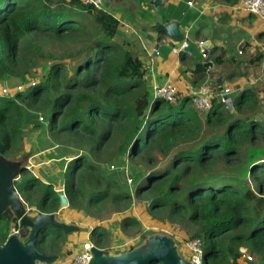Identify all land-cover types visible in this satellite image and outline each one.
Instances as JSON below:
<instances>
[{
    "label": "trees",
    "instance_id": "obj_1",
    "mask_svg": "<svg viewBox=\"0 0 264 264\" xmlns=\"http://www.w3.org/2000/svg\"><path fill=\"white\" fill-rule=\"evenodd\" d=\"M189 1L169 5L177 14H164L163 21L189 27L198 17L188 11ZM213 1L235 9L242 0ZM255 19L248 17L250 23ZM120 26L110 12L81 0H0V82L28 86L15 95L0 94V151L20 157L24 130H38L41 152L53 151L49 158L62 164L49 182L26 170L15 183L21 197L29 208L56 213L60 187L69 211L101 222L132 211L138 201L154 220L201 239L206 264H240L242 248L256 257L248 264H264L261 91L244 89L232 99L233 108L218 97L208 113L180 92L175 103L152 102L144 63L128 42L117 41ZM199 57L197 77L206 70V59ZM214 61L224 63L221 56ZM263 62L259 50L251 64ZM207 82L205 75L201 86ZM124 158L134 189L110 170L111 164H125ZM122 217L123 229L141 227L136 216ZM13 227L16 221L0 216V246ZM90 238L111 249L107 229L94 228ZM66 242L63 230L48 228L36 247L52 256Z\"/></svg>",
    "mask_w": 264,
    "mask_h": 264
},
{
    "label": "crops",
    "instance_id": "obj_2",
    "mask_svg": "<svg viewBox=\"0 0 264 264\" xmlns=\"http://www.w3.org/2000/svg\"><path fill=\"white\" fill-rule=\"evenodd\" d=\"M150 1H104V9L114 15L121 23V36L118 37L117 41L121 43H124V41L128 42L130 48L140 57L144 63L145 78L149 87L154 83L161 85L171 82L182 95L189 96L191 91L202 85L205 75L208 77V82H214L218 78H222L224 80L223 87L231 88L232 93L233 89H237L235 92L238 91L240 93L249 87L260 90V106L264 113V85L261 84L264 80V62L252 65L251 60L253 57L251 56L247 59L246 56L250 54V50H253V37L258 34L259 28L264 24H261L257 19L250 23L248 21L250 15L237 10V8L229 9L215 3L213 0H193L194 4L193 6H188V11L191 14H197L198 17L190 23L189 27H184L180 21H171L180 23L182 32L186 38L193 41L191 43L195 46V49H192L194 52L193 56L182 58V56L172 53L169 38L166 33L160 34L157 27L171 23L163 21L164 14H177L168 8L169 5L178 6L180 3H185L186 0H164V5L157 10L149 5ZM225 12L229 14L226 22L221 19ZM225 31H228L232 36L230 45L218 37V34L221 36ZM204 36L213 44V48L207 56H204L202 50L197 47V43ZM234 46L237 47L235 48ZM156 50L159 52L157 56L153 54ZM199 54H202L206 59L202 61V64L207 61L214 63V70H205L201 77H197L193 73L200 59ZM218 56H221L224 60L223 64L215 63L214 60ZM244 57H246V60ZM241 61H245L244 64ZM256 73H259L258 77H256ZM190 78H192V81H190ZM229 80L235 83L236 86ZM36 138H39L38 140L34 138L35 143L38 144V150L30 158V163L34 161V164L32 163L30 168L29 163V170L45 182H49L51 178H57L56 176L61 172L62 164L60 160L49 158L53 151L41 152V138L38 134ZM26 142L25 138V145ZM35 166L39 167L37 173L32 169ZM61 190L63 189L57 188V191ZM79 218L81 217L79 216ZM88 237L89 234L86 239ZM245 264L247 263L245 262Z\"/></svg>",
    "mask_w": 264,
    "mask_h": 264
},
{
    "label": "water",
    "instance_id": "obj_3",
    "mask_svg": "<svg viewBox=\"0 0 264 264\" xmlns=\"http://www.w3.org/2000/svg\"><path fill=\"white\" fill-rule=\"evenodd\" d=\"M149 5L157 10L164 5V0H151ZM157 29L166 33L171 47L186 39L180 28V23L177 21L159 25ZM218 37L228 45L232 41V36L228 31L223 32L221 36L218 34ZM197 47L202 50V54L207 56L213 48V44L204 36L197 43ZM203 66L206 70H214L213 62H203ZM223 83L222 78L209 82L211 87H215L221 92ZM31 156V153H28L22 157L11 159L0 151V216L9 223L16 221L19 227V234H10L5 244L0 246V264H57L61 256L45 255L37 250L36 241L40 234L48 228L61 229L66 236L81 232L80 226L68 223L59 217L61 211L69 208V201L64 190L57 191L60 200L59 209L58 212L51 214L31 210L21 197L15 183L21 179L26 170L30 169ZM177 249L178 246L173 236L164 232H154L149 235L144 234L139 246L125 252H114L95 246L91 251L90 264H151L154 261L163 264H192L181 260L177 255ZM204 262L206 264V257Z\"/></svg>",
    "mask_w": 264,
    "mask_h": 264
},
{
    "label": "rangeland",
    "instance_id": "obj_4",
    "mask_svg": "<svg viewBox=\"0 0 264 264\" xmlns=\"http://www.w3.org/2000/svg\"><path fill=\"white\" fill-rule=\"evenodd\" d=\"M105 8V6H104ZM227 12H225L226 14ZM260 31H258V34L255 35L252 39V42L254 44L253 50H250V54L246 55L247 59L248 57H255L258 54V51L260 50L261 52H264V25L259 28ZM263 35H260V33ZM246 57H244L245 59ZM246 60V59H245ZM66 62H70V60H67ZM243 62V61H241ZM245 62V61H244ZM243 62V64H244ZM263 65V64H262ZM242 66V65H241ZM37 76L42 75L41 69H38L35 73ZM71 74V73H70ZM259 76V73H256V77ZM39 81V79H36ZM190 81H192V78H190ZM231 81V80H229ZM233 85L236 86L235 83L231 81ZM19 84V81H9V82H0V90L2 89H14L17 87ZM264 85V80L262 83ZM230 85V84H229ZM262 85V86H263ZM264 87V86H263ZM237 89H233V93L231 94L232 99L237 97L240 93L237 91ZM239 90V89H238ZM48 117L50 116V113L47 115ZM46 120V119H45ZM25 137H26V145L23 144L22 148H26L23 154H21L20 157L24 156L25 154L31 153V155H34L36 151L38 150V144L35 143L34 138H36L37 134L39 136L40 132L38 130H31V129H25L24 130ZM57 150H62V147H60ZM71 152H74L71 150ZM58 153V152H57ZM49 156V155H48ZM14 159V158H11ZM123 163H127L128 160L126 158L122 159ZM32 163L34 164V161H31L30 163V168L32 166ZM116 165L117 167L121 166L122 163H114L111 164ZM34 172H38L39 167L35 166L32 168ZM131 169V168H130ZM117 172L118 176L120 175L122 179L124 180L123 175L121 174L120 171H115ZM21 180V179H20ZM131 189H134L133 186ZM145 204V203H143ZM144 206L139 205L138 201L134 202V208L130 212H126L125 214H114L112 213L109 217L101 221H95L93 219L86 218V217H81L72 212L69 211L68 209H65L60 212L59 217L63 220H65L68 223H75L81 228L80 233H72L70 236H67V242L61 247L62 252H61V259L57 264H71L72 259L74 258L75 255L80 253L83 250V243L87 241L86 236L94 230L96 227H103L109 231V247L111 248L110 250L114 252H125L129 251L130 249L139 246L142 242V236L144 234H150L154 232H164L167 233L171 236H174L177 240L181 242V244H185L186 241L192 240L191 235L188 234L187 232L183 231L180 227H176L170 224H163L160 223L152 218V216L145 211ZM31 210L36 211V208H31ZM105 214V213H104ZM134 215L136 216L140 222H141V227L139 229H130V230H125L122 227H120V221L122 220V216H128V215ZM3 225H4V221ZM12 231V230H11ZM183 249L186 253V248L183 245ZM250 254V253H249ZM253 256V255H252ZM254 261H256V257L253 256ZM253 261V262H254ZM240 264H245L244 259L242 258L240 260ZM248 264V263H247Z\"/></svg>",
    "mask_w": 264,
    "mask_h": 264
},
{
    "label": "built area",
    "instance_id": "obj_5",
    "mask_svg": "<svg viewBox=\"0 0 264 264\" xmlns=\"http://www.w3.org/2000/svg\"><path fill=\"white\" fill-rule=\"evenodd\" d=\"M81 1H83L84 4L88 6H92L98 10L104 9L105 0H81ZM193 4H194L193 0L188 2V6H193ZM237 10H240L248 15H254L261 24H264V0H242L239 6L237 7ZM171 48H172V53L177 56H182V55L193 56L194 54L192 50V43L188 38H186L181 43H178L176 46ZM153 54H155V56L159 55L158 50L154 51ZM27 87L28 86L26 85L18 84L17 87H15L14 89L5 88L0 90V94L15 95L17 93H22L26 91ZM215 89L217 88L211 87L209 82H207V85L200 86L197 89L191 91L189 96L191 97V103L193 107L201 113H208L211 111L213 107L214 100L220 97L222 103H224L228 108H232V104H233L231 98L232 89L223 87L222 92L221 91L217 92ZM151 93H152V102H154L155 100H164L170 103H175L178 99L179 90L171 82H167L161 85L154 83L151 86ZM40 121L44 122V118L40 117ZM110 170L120 171L122 175L125 177L128 186L129 187L133 186L134 179L131 175L129 162L119 167H117L116 165H112L110 166ZM11 234H19V227H13ZM90 235L91 233L89 234L87 241L83 243V250L74 256V258L71 261V264H90L92 260L91 251L96 246L91 241ZM185 248L193 264H204L205 249H204V243L201 239L195 238L186 241ZM241 252H242V258L246 263L254 261L253 256L248 253L247 249L242 248Z\"/></svg>",
    "mask_w": 264,
    "mask_h": 264
},
{
    "label": "flooded vegetation",
    "instance_id": "obj_6",
    "mask_svg": "<svg viewBox=\"0 0 264 264\" xmlns=\"http://www.w3.org/2000/svg\"><path fill=\"white\" fill-rule=\"evenodd\" d=\"M150 234H152V233H150ZM146 235H148V234H146ZM175 241H176V244L178 246V249H177V255H178V257L181 258V260H183L184 262H191L193 264V262L190 260V256H189V254H188L187 251H186L187 255L185 254V251L183 249V245L185 246V244L182 245L181 242L179 240H177L176 238H175ZM57 255L61 256L60 254H57ZM204 260H205V257H204ZM151 264H163V263L162 262H159V261H154ZM204 264H205V262H204Z\"/></svg>",
    "mask_w": 264,
    "mask_h": 264
}]
</instances>
